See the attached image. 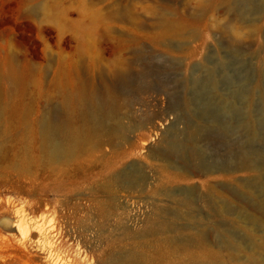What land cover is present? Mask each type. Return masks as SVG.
<instances>
[{"label":"rangeland","instance_id":"rangeland-1","mask_svg":"<svg viewBox=\"0 0 264 264\" xmlns=\"http://www.w3.org/2000/svg\"><path fill=\"white\" fill-rule=\"evenodd\" d=\"M160 21L175 29L165 33ZM119 37L139 43L120 45ZM95 65L128 67L130 80L118 102L120 136L87 144L78 163L130 171L137 185L99 197L93 188L102 180L91 175L99 167L89 169L29 217L47 231L64 228V217L79 237L78 245L62 238L61 251L83 252V264L126 255L135 256L131 264H187L168 240L196 232L204 249L188 253L211 252L210 264H264V0H0V70L28 84L0 91L31 117L44 111L34 84L48 92L74 69L94 76ZM169 196L190 205L177 209ZM34 199L0 187V214L26 211ZM159 223L182 231L158 232ZM14 232L0 225V241ZM225 240L228 249L218 245Z\"/></svg>","mask_w":264,"mask_h":264},{"label":"bare ground","instance_id":"bare-ground-1","mask_svg":"<svg viewBox=\"0 0 264 264\" xmlns=\"http://www.w3.org/2000/svg\"><path fill=\"white\" fill-rule=\"evenodd\" d=\"M130 15L131 13L123 17ZM159 26L164 28L165 33L175 29L171 24L161 21ZM118 41L120 45L127 44L131 48L139 43L136 37H119ZM134 56L136 53H133ZM73 71L67 74L68 78L64 82L48 84V92L41 90L38 83L34 84L36 96L43 98L44 102V111L35 118L31 117V108L11 102L6 91H0V187L18 195L35 198L32 203H25L26 211L13 209L7 218L0 214V225L15 231L10 238L0 241V264H83L86 257L83 252L80 257V252L72 257L67 253L69 247L61 251L66 244L62 238H67L68 241H75L76 238L78 245L79 237H73L65 230L67 222L64 217V228L60 225L59 229L51 228L47 231L40 220L32 219L29 213L46 208L49 197L69 193L79 176L82 180L87 179L88 175L84 173L89 172V169L99 167L98 173L91 174L102 180L93 188V193L99 197L110 196L115 188L131 189L137 185L136 178L130 171L117 172L116 166L95 163L85 168L78 163V156L87 144L99 146L104 136H120L118 102L123 95V87L130 80L128 67L105 70L95 65L92 68L94 76L90 71ZM7 82L22 92L28 87L27 82L13 70L1 68L0 86ZM56 102L58 106L53 104ZM153 157L162 162L166 160L163 155ZM244 165L246 164L240 165L239 169H243ZM20 178L27 181V188L21 186ZM168 199L177 209L190 205L187 197L178 200L169 196ZM9 204L13 206L12 202ZM185 216L190 218L189 214ZM174 217L179 218L178 215ZM168 227L159 223L157 230L166 232L168 229L173 233L182 231L179 228H174V231ZM201 237L202 234L196 232L188 238L179 236L174 240L169 239L168 244L174 254H185L187 264H203L198 260L200 256L206 259V264H210L214 257L211 252L203 251L198 255L188 253L189 247L204 249ZM54 239H60L59 243H53ZM227 242L228 240L224 243L220 241L218 245L228 249L223 245ZM135 260V256L126 255L113 258L111 262L131 264ZM142 261L157 264L147 259ZM252 262V259H248L245 264Z\"/></svg>","mask_w":264,"mask_h":264}]
</instances>
